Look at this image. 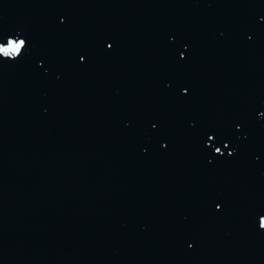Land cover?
Here are the masks:
<instances>
[{
	"label": "water",
	"instance_id": "water-1",
	"mask_svg": "<svg viewBox=\"0 0 264 264\" xmlns=\"http://www.w3.org/2000/svg\"><path fill=\"white\" fill-rule=\"evenodd\" d=\"M0 264H264V0H0Z\"/></svg>",
	"mask_w": 264,
	"mask_h": 264
},
{
	"label": "clouds",
	"instance_id": "clouds-1",
	"mask_svg": "<svg viewBox=\"0 0 264 264\" xmlns=\"http://www.w3.org/2000/svg\"><path fill=\"white\" fill-rule=\"evenodd\" d=\"M18 47H19L18 45L14 44L11 50H16Z\"/></svg>",
	"mask_w": 264,
	"mask_h": 264
}]
</instances>
